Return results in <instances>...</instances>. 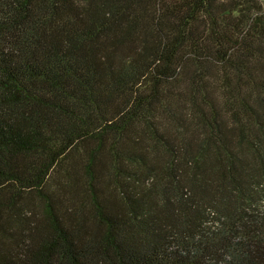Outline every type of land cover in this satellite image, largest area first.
I'll return each mask as SVG.
<instances>
[{
    "label": "trees",
    "instance_id": "obj_1",
    "mask_svg": "<svg viewBox=\"0 0 264 264\" xmlns=\"http://www.w3.org/2000/svg\"><path fill=\"white\" fill-rule=\"evenodd\" d=\"M0 264H264V0H0Z\"/></svg>",
    "mask_w": 264,
    "mask_h": 264
}]
</instances>
